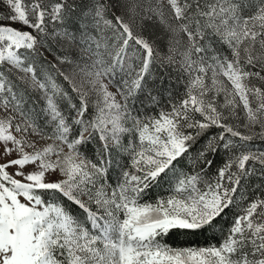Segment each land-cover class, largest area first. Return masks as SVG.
<instances>
[{
	"label": "snow or ice",
	"instance_id": "snow-or-ice-1",
	"mask_svg": "<svg viewBox=\"0 0 264 264\" xmlns=\"http://www.w3.org/2000/svg\"><path fill=\"white\" fill-rule=\"evenodd\" d=\"M257 51L264 0L247 16L240 0H0V264H264V185L245 191L264 177V150L248 143L264 140ZM64 66L80 67L87 86ZM173 66L187 73V98L141 115L137 104L155 109L153 85ZM237 109L260 131L242 132ZM29 135L58 143L37 149ZM114 154L130 161L115 179ZM169 173L171 194L149 200ZM177 233L205 243L173 246Z\"/></svg>",
	"mask_w": 264,
	"mask_h": 264
},
{
	"label": "rangeland",
	"instance_id": "rangeland-1",
	"mask_svg": "<svg viewBox=\"0 0 264 264\" xmlns=\"http://www.w3.org/2000/svg\"><path fill=\"white\" fill-rule=\"evenodd\" d=\"M240 4L242 7V14L247 16L248 14L252 13L255 11L256 5L258 4V0H240ZM244 9V10H243ZM186 38L183 36H178L176 38V42H175V51L173 52V56L174 58L177 60V62H179L180 57H181V53L184 51L185 47H186ZM218 44L220 47V50H217V54L221 55V56H228L229 50L226 49V46L223 45L222 43H215ZM214 44V45H215ZM56 47H59L61 49V51H65L66 48L62 45H56ZM214 48H216V45L214 46ZM241 48H243V45H241ZM54 53H55V48H54ZM241 55L243 56V52L241 53ZM257 55H264V52H260L257 51ZM49 60L52 59L51 56L48 57ZM92 59V57H89L87 55H85V57L83 59L77 60L76 63L78 65H80L81 67L84 66L86 63L90 62V60ZM45 68H47L48 66L45 65ZM62 71H65V73H69L71 72L74 80L76 81L77 84H82L84 86H87V80L89 79L84 73H82L80 71V67H73V68H68L67 66L62 67L61 69ZM259 65L250 68L249 71H259ZM118 71V75H117V79H119L120 75H123V73H120L119 70ZM157 73L159 72V70H156ZM264 74V73H262ZM180 77V79H182L183 81V88L182 90H180V94L179 96H177L176 98L173 99H166V101H162L163 98H165L166 95L160 96L162 94V92L164 91V93L166 92V90L168 89V86L170 85V81L174 80L175 78ZM219 81H222L223 84L225 86H229L228 85V81L226 80V78L224 77H219L218 78ZM58 83L60 81H57ZM105 83H108V80L105 79L104 81ZM205 85L211 87L212 86V80H211V73L208 74L207 77H205ZM252 83H254L257 87L260 86L259 81H257L255 78H252ZM188 84H189V79L187 76V73H183L180 71L179 67L177 66H173L171 68V71L166 72L165 73V78H164V82L161 84L159 82V78L156 80V82L153 85L154 91H153V95L158 96L159 98V103L155 106V109H152V106L149 105L148 108L146 109L143 105L137 104V106L140 108V113L141 115H157L160 111H170L171 109V105H178L183 99L187 98L186 97V92L188 90ZM160 85H163L162 87ZM165 85V88H164ZM63 87H67L66 84L62 85ZM165 89V90H164ZM110 92H116V89L109 84V89ZM197 91L194 90L193 91V95H196ZM214 95V92H209L207 94V96L205 97L206 99L210 96ZM29 100V103L32 105V107L34 108V110H39L43 107L42 102L39 100V93H32L31 96L26 97ZM117 100L120 99V96L117 94ZM92 102L93 103H97L96 98L93 96L91 97ZM216 103L217 105H223L224 104V94L221 93L220 95L216 96ZM225 112H227V109H224ZM237 113H238V119L234 118L233 119V123H235L237 125V127L244 132L245 134H253L254 132H259V126L254 125L249 129H245L243 127V124L246 123L245 117H244V112L242 109H237ZM198 116V114H197ZM46 132H51L50 127H46L45 128ZM14 135H16V133H13ZM255 138L254 140L249 141V145L254 149V150H264V140L256 137L255 135L253 136ZM17 138L19 139L20 137L17 136ZM29 140H35L38 141L36 143V148L37 149H44L47 148L49 146L55 147V143L52 139L49 138H44V139H39L38 136H32L29 135L28 136ZM94 146L96 148H99V143L94 141ZM26 152H31L32 150L29 149H25ZM70 151L69 149L65 148V152ZM49 155H51V153H49ZM130 161L126 160V159H122L120 156H115L114 154V160L112 162V172L111 175L113 177V179L116 178V176L119 174L121 167L125 164H129ZM130 171H133L131 169H129ZM187 170V169H186ZM13 171V169H9V172ZM165 182V188H164V195L163 197L168 196L169 194H171L172 188L174 186L175 183V176L173 173H169L167 176L164 177ZM163 183V182H162ZM164 185V184H163ZM170 185V188H169ZM264 185V177H261L259 174H257L255 177H250L248 179V182L245 186V191L246 192H256L257 195H259V192L257 191L258 186ZM107 191L111 192V189H107ZM161 197L160 195L157 196V198Z\"/></svg>",
	"mask_w": 264,
	"mask_h": 264
},
{
	"label": "trees",
	"instance_id": "trees-1",
	"mask_svg": "<svg viewBox=\"0 0 264 264\" xmlns=\"http://www.w3.org/2000/svg\"><path fill=\"white\" fill-rule=\"evenodd\" d=\"M244 10V9H243ZM217 50H220V47L218 44H215ZM214 45V46H215ZM161 87L163 85H160ZM165 88V85H164ZM183 88V81L182 79H180V77L177 76V78H175L174 80L170 81V85L168 86V89L166 90V92L164 93V91L162 92V94L160 96L166 95L165 98L162 99V101H166V99H173L176 98L177 96H179L180 94V90H182ZM165 90V89H164ZM256 132H254L253 134H255ZM255 141V138L253 137V139ZM200 147V144L198 143L193 149L192 152L193 154L196 151V148ZM163 182V183H162ZM165 180L164 177L161 179L160 183L158 186H154L148 193V199L151 201H154L157 196H161L163 197L164 195V186H165ZM164 184V185H163ZM170 188V185H169ZM251 192V191H249ZM237 211H239V209H237ZM226 220H231L232 217L231 216H227L225 217ZM207 235L210 237L211 233H207ZM195 241L200 245H204L205 243V237L204 236H194L191 234H183V233H177L175 235V237L170 241L173 246H182L185 245L188 242H192ZM211 243H216L215 240H212Z\"/></svg>",
	"mask_w": 264,
	"mask_h": 264
}]
</instances>
